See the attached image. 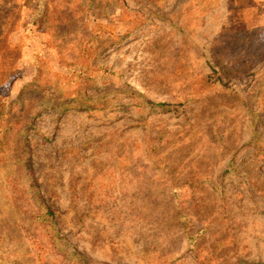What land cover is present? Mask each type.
Returning <instances> with one entry per match:
<instances>
[{
	"label": "rangeland",
	"instance_id": "obj_1",
	"mask_svg": "<svg viewBox=\"0 0 264 264\" xmlns=\"http://www.w3.org/2000/svg\"><path fill=\"white\" fill-rule=\"evenodd\" d=\"M0 96V264H264V0H0Z\"/></svg>",
	"mask_w": 264,
	"mask_h": 264
},
{
	"label": "trees",
	"instance_id": "obj_2",
	"mask_svg": "<svg viewBox=\"0 0 264 264\" xmlns=\"http://www.w3.org/2000/svg\"><path fill=\"white\" fill-rule=\"evenodd\" d=\"M42 7L43 6H42L41 1H40L38 8H36L34 10V15H36L37 17L40 16V14H41L40 12L42 11ZM8 108H9V104H8L6 98L0 96V133L4 129V122L6 120Z\"/></svg>",
	"mask_w": 264,
	"mask_h": 264
}]
</instances>
